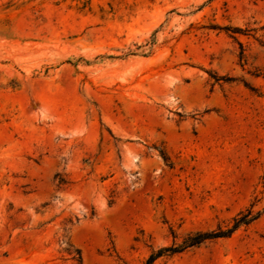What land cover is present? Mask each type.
Instances as JSON below:
<instances>
[{
  "label": "rangeland",
  "instance_id": "rangeland-1",
  "mask_svg": "<svg viewBox=\"0 0 264 264\" xmlns=\"http://www.w3.org/2000/svg\"><path fill=\"white\" fill-rule=\"evenodd\" d=\"M264 264V0H0V264Z\"/></svg>",
  "mask_w": 264,
  "mask_h": 264
},
{
  "label": "trees",
  "instance_id": "trees-1",
  "mask_svg": "<svg viewBox=\"0 0 264 264\" xmlns=\"http://www.w3.org/2000/svg\"><path fill=\"white\" fill-rule=\"evenodd\" d=\"M260 216L259 212H252L250 209H246L245 211L240 212L235 218L232 220V225L227 230H217L213 232L206 233H196L195 235L186 239L180 246L178 247H170L163 248L158 250L156 253L151 254L147 264H151L156 258L163 255V253H179L184 249L189 247L197 246L207 240L217 239V238H225L229 237L235 230H237L240 226H248L254 220H256Z\"/></svg>",
  "mask_w": 264,
  "mask_h": 264
}]
</instances>
